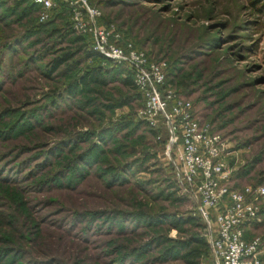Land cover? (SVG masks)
Returning <instances> with one entry per match:
<instances>
[{"label": "rangeland", "instance_id": "rangeland-1", "mask_svg": "<svg viewBox=\"0 0 264 264\" xmlns=\"http://www.w3.org/2000/svg\"><path fill=\"white\" fill-rule=\"evenodd\" d=\"M88 1L165 62L226 142L231 187L264 186V0ZM62 9L39 23L30 0H0V264H185L202 233L183 223L194 202L176 160L139 119L128 72L67 30ZM259 220L248 239L264 234V201ZM14 244L27 252L9 259Z\"/></svg>", "mask_w": 264, "mask_h": 264}, {"label": "built area", "instance_id": "built-area-1", "mask_svg": "<svg viewBox=\"0 0 264 264\" xmlns=\"http://www.w3.org/2000/svg\"><path fill=\"white\" fill-rule=\"evenodd\" d=\"M39 7V22L51 17L57 0H30ZM69 9L71 30L93 40L92 49L106 61L122 65L141 95L139 119L176 160L180 181L194 202V216L206 226L210 264H264V234L248 239L247 231L260 220L264 186L230 185L229 150L208 125L197 120L193 105L167 82L165 62L122 41L114 25H101L102 14L88 0H62Z\"/></svg>", "mask_w": 264, "mask_h": 264}, {"label": "trees", "instance_id": "trees-1", "mask_svg": "<svg viewBox=\"0 0 264 264\" xmlns=\"http://www.w3.org/2000/svg\"><path fill=\"white\" fill-rule=\"evenodd\" d=\"M58 2V6L59 7H62V13L63 14H66L67 16V30H70V32H73L71 30V27H70V15H69V9H68V6L65 2H63L62 0H57ZM30 4L36 8V10L38 11V15H39V7L35 6L31 1H30ZM55 17V16H54ZM53 17V18H54ZM51 18V17H50ZM49 18V19H50ZM47 20L43 23H47L48 21L50 20ZM40 23V22H39ZM53 23V22H52ZM55 23V22H54ZM117 28V27H116ZM118 29V28H117ZM119 31V29H118ZM69 32V31H68ZM74 33V32H73ZM120 33V32H119ZM122 36V35H121ZM83 39L85 40H89V36H81ZM127 41L122 37V41H113L112 40V43L118 45V46H123ZM91 46V45H90ZM95 54V53H94ZM98 56V55H97ZM99 57V56H98ZM65 61L64 59H56V60H53L52 64H51V68H50V72H55L59 67L60 65L62 64V62ZM98 67V66H97ZM100 69H103L101 66H99ZM104 70V69H103ZM114 71V70H113ZM111 72V73H114V72ZM127 86L129 85H132L133 87V93H134V97L139 99L140 103L143 104V101H142V98H141V95L137 92V90L134 88L133 86V82H132V79L130 78V76H128L127 78H125V80L123 81ZM170 82V81H169ZM76 83V82H75ZM75 83L73 85H69L68 88H75L76 85ZM169 84V83H168ZM144 126L146 128H148V130L150 132H152V134L154 135L155 137V133L149 129V127L143 123ZM162 135H163V139L161 141H157V145L159 147L160 150H162V152L164 151V143H165V132H162ZM75 161L77 162L78 161V158L76 157L75 158ZM73 162H74V159H73ZM43 185V183L41 182V186ZM100 213H103V212H100ZM10 215L12 216V218L15 217V213L13 211L10 212ZM84 215H86V217H93L94 215H96V212H88V213H85ZM74 217V214L72 215V218ZM89 218V219H90ZM75 218H73V220H75ZM20 225L21 228H23L25 225L24 223H22L21 221H17ZM74 223V222H73ZM175 224L176 223H180V220H177L174 222ZM183 223H187L188 225H193L194 227H198L201 231L202 234H199V237H192L189 239L188 241V250L187 252H185V254L182 256V261L185 263V264H200V258H201V253H203V251H205L204 253L207 254V256L209 257L210 256V246H209V243H208V239L206 238V233H207V230H206V226L204 224H202V222L199 220V218L197 216H193L192 218H187L185 221H183ZM0 250H3L2 253L5 254L8 250L5 249V248H2ZM19 252H27V250H24V248L22 246H19L18 244H14L12 246V251L9 252L8 254L10 253H13L12 256H10L9 259L11 258H14V256H16V254H18ZM29 255V252L28 254ZM32 257H28V263L29 264H38L36 260L34 259H31ZM50 259H47L45 261H42V262H39V264H49L50 262Z\"/></svg>", "mask_w": 264, "mask_h": 264}]
</instances>
